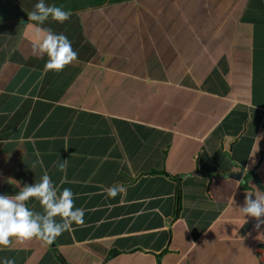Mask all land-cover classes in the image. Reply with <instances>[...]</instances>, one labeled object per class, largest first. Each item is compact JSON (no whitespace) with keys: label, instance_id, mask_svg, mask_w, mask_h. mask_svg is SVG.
I'll use <instances>...</instances> for the list:
<instances>
[{"label":"crops","instance_id":"1","mask_svg":"<svg viewBox=\"0 0 264 264\" xmlns=\"http://www.w3.org/2000/svg\"><path fill=\"white\" fill-rule=\"evenodd\" d=\"M37 2L0 0V193L46 171L85 211L0 258L264 264V224L238 208L264 193V0H44L72 13L39 25L77 53L59 71L32 51Z\"/></svg>","mask_w":264,"mask_h":264},{"label":"clouds","instance_id":"2","mask_svg":"<svg viewBox=\"0 0 264 264\" xmlns=\"http://www.w3.org/2000/svg\"><path fill=\"white\" fill-rule=\"evenodd\" d=\"M70 10H64L55 5H46L44 0H38L34 10L27 14L28 20L36 22V43L32 51L36 56H47L44 69L59 71L65 65L76 59L77 53L72 49L71 42L62 33H55L50 29H41L39 25L51 19L58 23L67 20L71 15ZM43 33V34H41ZM37 165L42 167V162L37 159L32 168ZM63 170V162L57 165ZM4 183L16 189L12 193H0V248L7 247L15 241L39 239L51 243L61 233L73 230L74 225L83 223L84 209L73 207L74 193L70 188H60L54 184L46 171L39 180L31 184L21 185V181L11 176L4 178ZM106 196L115 197L126 189L120 184H114L105 190ZM254 197V198H253ZM33 199L40 205V211H34L27 206ZM240 213L246 217L256 218L255 227L264 224V193H246L243 206L238 207ZM59 218V219H57ZM0 264H15L11 258H0Z\"/></svg>","mask_w":264,"mask_h":264},{"label":"rangeland","instance_id":"3","mask_svg":"<svg viewBox=\"0 0 264 264\" xmlns=\"http://www.w3.org/2000/svg\"><path fill=\"white\" fill-rule=\"evenodd\" d=\"M187 13H189L188 10H187ZM190 24L191 23L175 25L174 27L171 28V30H181V29H184V28H187L188 26H190Z\"/></svg>","mask_w":264,"mask_h":264},{"label":"built area","instance_id":"4","mask_svg":"<svg viewBox=\"0 0 264 264\" xmlns=\"http://www.w3.org/2000/svg\"><path fill=\"white\" fill-rule=\"evenodd\" d=\"M261 241H262V243L264 244V238H263V239H261Z\"/></svg>","mask_w":264,"mask_h":264}]
</instances>
